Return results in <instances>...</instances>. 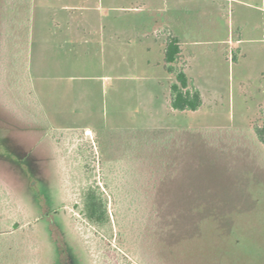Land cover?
I'll list each match as a JSON object with an SVG mask.
<instances>
[{
    "label": "rangeland",
    "instance_id": "rangeland-1",
    "mask_svg": "<svg viewBox=\"0 0 264 264\" xmlns=\"http://www.w3.org/2000/svg\"><path fill=\"white\" fill-rule=\"evenodd\" d=\"M257 6L0 0V264H264ZM170 35L197 110L171 107Z\"/></svg>",
    "mask_w": 264,
    "mask_h": 264
},
{
    "label": "trees",
    "instance_id": "trees-1",
    "mask_svg": "<svg viewBox=\"0 0 264 264\" xmlns=\"http://www.w3.org/2000/svg\"><path fill=\"white\" fill-rule=\"evenodd\" d=\"M182 46L179 36L170 35L165 48V68L174 75L171 83V107L174 110H197L203 104V94L189 77L185 64H181ZM257 138L264 144V109L260 125L255 126ZM80 212L89 223L97 228L105 227L110 221L108 204L101 192L93 186L84 192Z\"/></svg>",
    "mask_w": 264,
    "mask_h": 264
},
{
    "label": "crops",
    "instance_id": "crops-1",
    "mask_svg": "<svg viewBox=\"0 0 264 264\" xmlns=\"http://www.w3.org/2000/svg\"><path fill=\"white\" fill-rule=\"evenodd\" d=\"M262 3H264V0H262ZM256 9L264 15V6H257Z\"/></svg>",
    "mask_w": 264,
    "mask_h": 264
}]
</instances>
